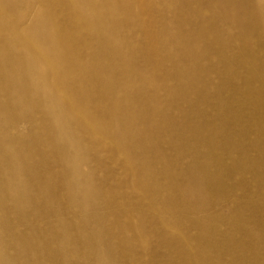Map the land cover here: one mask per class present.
Here are the masks:
<instances>
[{
	"label": "bare ground",
	"instance_id": "bare-ground-1",
	"mask_svg": "<svg viewBox=\"0 0 264 264\" xmlns=\"http://www.w3.org/2000/svg\"><path fill=\"white\" fill-rule=\"evenodd\" d=\"M227 2L0 0V264H229L219 221L264 226V51Z\"/></svg>",
	"mask_w": 264,
	"mask_h": 264
},
{
	"label": "rangeland",
	"instance_id": "rangeland-1",
	"mask_svg": "<svg viewBox=\"0 0 264 264\" xmlns=\"http://www.w3.org/2000/svg\"><path fill=\"white\" fill-rule=\"evenodd\" d=\"M226 0H222L223 4ZM231 5V8L236 12V15L239 16L238 19H232L236 22L238 25L237 27V33L241 35L239 39L234 40V43L240 44L245 50L254 51L255 55L259 57L261 53L264 51V0H228V2ZM222 16L224 15L227 17L229 12H221ZM232 18V15H231ZM236 55L240 57V53L237 52ZM244 67L246 66V61L244 62ZM238 77L241 79V77L244 78L245 81L251 82L249 72L241 70L238 72ZM159 85V82L157 83ZM253 85V84H252ZM254 86V85H253ZM258 91V89H256ZM234 91L231 92V98L233 97ZM238 98L240 101L247 102V98L244 95L236 94L234 96ZM214 102V107L219 109V115H222V121H226L229 119H233L232 115L229 116V113H227V108H224L223 110L220 109V105L217 103V100L210 101ZM248 107H254L255 104H252L250 102H247ZM179 106V104H177ZM211 110V109H210ZM212 113V111H211ZM247 124L242 123L236 120H229L225 123V127L231 129V135L229 136V139L226 140V142H229L231 139H235L236 141H239L242 143L241 137L238 136L239 133L244 131L246 129ZM233 133V134H232ZM252 154V152H249ZM237 171V170H236ZM250 176L254 180H258V176L253 175L250 173ZM208 182L205 181V184ZM245 193V191H244ZM250 205L256 204L257 206L262 205L264 202L261 200L258 195L253 194V197L249 199ZM247 212V211H245ZM228 215V219L237 218L238 216L232 215L233 213L225 212ZM235 213V212H234ZM262 213V212H261ZM242 219V218H241ZM242 221H247L245 219H242ZM250 224V229L252 230L251 234V240L249 241L246 238L241 239V235L238 233L237 228L230 225L229 220L225 222L219 221V225L215 228V233L213 235V242H216L218 244L217 250L218 251H231L233 252L232 256L226 254V259L228 260V263L231 264L230 261H232L233 257L238 260L237 263L234 264H246L245 262V255H244V246L248 245L252 240L256 241L259 235L261 234L260 228L264 230V226H259L256 222V218L253 217ZM233 235L231 239L226 242V237L222 235V232H228ZM192 234H197L198 230L195 229L191 231ZM34 241L38 243V239L34 236ZM46 242V237L43 238L42 246ZM49 244V243H48ZM47 247V244L45 245V249ZM206 248V246H203ZM48 248L53 250L54 247L52 245H48ZM162 255V253L160 252ZM264 258V256H263ZM225 259V260H226ZM171 261H164L162 264H170ZM55 264H61V263H55ZM70 264V263H69Z\"/></svg>",
	"mask_w": 264,
	"mask_h": 264
}]
</instances>
